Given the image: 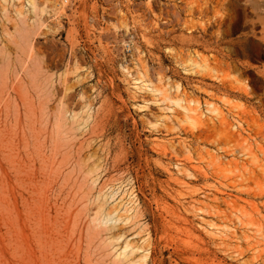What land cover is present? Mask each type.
<instances>
[{
	"label": "rangeland",
	"instance_id": "rangeland-1",
	"mask_svg": "<svg viewBox=\"0 0 264 264\" xmlns=\"http://www.w3.org/2000/svg\"><path fill=\"white\" fill-rule=\"evenodd\" d=\"M196 1L0 0V264L37 223L76 264H264V119L221 122L250 110L243 79L207 109Z\"/></svg>",
	"mask_w": 264,
	"mask_h": 264
},
{
	"label": "bare ground",
	"instance_id": "bare-ground-1",
	"mask_svg": "<svg viewBox=\"0 0 264 264\" xmlns=\"http://www.w3.org/2000/svg\"><path fill=\"white\" fill-rule=\"evenodd\" d=\"M199 2L197 3V1H196V3L198 4L199 13L203 17H206V20L204 21V23H201L199 26L191 24V26L189 27L190 33L188 36V41H189L191 47L195 48V51L193 52V55L190 58V61H191L190 66H191L193 73H195V74L202 73L204 78H206L208 80H213L212 82H210L207 85L208 87H211L210 88L211 92H213L212 88H218L219 90H228L229 91V89L231 90L233 83L235 81L241 82L242 79H243V81H245V83L246 82L249 84L251 83L250 89L247 88L244 90V92L240 93L245 98H247L250 102H252L250 110H247V112L243 113L242 116L241 115L239 116L237 124H234L230 121L228 122L226 119H224L225 118L224 115L221 119V122L225 124V128H227L229 126L234 127V125H236L237 130L235 132L228 131V133H232L234 136H242L243 131H250L253 128L252 126L254 123H257L260 126L262 125L258 121L260 116L264 119V0H202V2L200 4H199ZM31 4L33 5V7H35L33 2H31ZM190 10L192 11V9H190ZM199 21H200V19H199ZM177 40H179V39L177 38ZM198 48H202L209 55L208 56H201L202 54L201 55L199 54ZM226 75H228V76L232 75L233 76V79H230V84L228 83L229 81H227L228 78L226 79ZM227 83L230 86H228ZM238 85H240V84H238ZM234 87H236V86H234ZM236 88L238 89V87H236ZM206 90H209V88ZM209 92L207 94L209 96V100L206 102L208 105L207 109L210 112H215L216 114H217V112L220 113V110H219L218 106L216 105V103L213 99L215 97L214 92L213 93H209ZM185 108L189 109L190 111H194V112H196L198 109L197 106H193V107L187 106ZM209 119H210V117H209ZM195 120L200 121L201 118H196ZM210 120L214 121V118L211 117ZM244 123H246L248 125V127H244ZM30 130H33V129H30ZM0 132H1V130H0ZM21 134H22V132H21ZM14 153H16V152H14ZM28 158H29V156H28ZM41 159H42V157H41ZM82 159H83V157H82ZM28 162H31V161H28ZM47 162L48 161H46V163ZM11 163L12 162H10V164ZM17 163L18 164L16 166V170L19 173L24 172L27 165L24 164L22 161H18ZM42 163H43V160H42ZM46 163H44L45 167H47ZM28 165H29V163H28ZM27 168H29V167H27ZM43 168H44V166H43ZM14 169H15V167H14ZM38 173H40V172H38ZM41 174L44 176L43 173H41ZM75 176H76V174H75ZM24 181H28V180H24ZM65 182H67V181H65ZM23 183L25 184V182H23ZM17 186H18V183H17ZM21 186H22V183H21ZM30 186H31V184H30ZM33 186H35V184H33ZM26 190H28V189H26ZM39 190H40V188H39ZM41 190H43V189H41ZM40 191H39V194H40ZM60 191H59V193H60ZM33 194H35V192ZM52 195H53V193H52ZM19 197H20V195H19ZM65 197H71V194L67 193V195ZM35 199L31 198L30 200H34L33 201V203H34ZM72 201L73 200L71 198L69 200L64 199V202L62 201L64 204L62 206H57L56 211L57 212L60 211V209H58V208L59 207L64 208L66 205H69V207L66 206L67 208H71V205H73ZM53 203H55V202L53 201ZM36 204L38 205L37 208L39 209L40 206H39V203H37V200L35 202V205ZM22 206H24V205H21V207ZM44 209H45V206H42V210L41 209H39V210L44 212ZM39 210H38V212H39ZM55 213H54V215L56 216ZM55 218H57V217H55ZM92 220H94V219H92ZM54 221H56V220L54 219ZM90 222H92V221H90ZM34 223H35V221H34ZM37 224H38L37 227H35L32 231L34 245L32 247H28V249H24V247H23V249H21V246H18V247H16V249H14V251L17 250V253H16L17 258H16L15 264H76L74 262V258L72 255L74 252V250L72 248L73 246H71L70 248L65 247V245L59 247L58 245L60 242L58 243V241H57L58 237L57 236L55 237V235H53V233L50 230H48L45 226L42 227L41 224H39V223H37ZM15 226H18V225H15ZM55 226H56V224H55ZM57 231H58V229H57ZM57 233H60V232H57ZM10 236H9V238H10ZM86 242H89V241L86 240ZM56 243H58V245H56ZM85 244L86 243H84V245ZM86 247H87V245H86ZM85 249H87V248H85ZM80 250H82L81 247H79L77 249V251H78V257H77L78 264H80V260H81V256H80L81 251ZM93 252H92V254H93ZM84 253L85 254L83 255V259H82L83 262L85 264H93V259L91 257L92 254L90 255L88 251H85ZM123 254L124 255L126 254L125 249L122 250L121 252L119 251L118 256H116L117 259H118V257L120 258V257L124 256ZM117 259H114L113 260L114 262L111 260L113 262L112 264H118L119 262L123 263V262L127 261L128 256H125V258H123V259L121 258L115 262V260H117ZM95 260H96V258H95ZM99 263H100V261H99ZM129 263L130 262H128L127 264H129ZM109 264H111V263H109Z\"/></svg>",
	"mask_w": 264,
	"mask_h": 264
},
{
	"label": "built area",
	"instance_id": "built-area-1",
	"mask_svg": "<svg viewBox=\"0 0 264 264\" xmlns=\"http://www.w3.org/2000/svg\"><path fill=\"white\" fill-rule=\"evenodd\" d=\"M64 2H68V0H63Z\"/></svg>",
	"mask_w": 264,
	"mask_h": 264
}]
</instances>
